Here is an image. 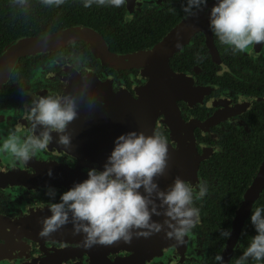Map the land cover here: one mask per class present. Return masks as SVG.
Segmentation results:
<instances>
[{"label": "flooded vegetation", "instance_id": "obj_1", "mask_svg": "<svg viewBox=\"0 0 264 264\" xmlns=\"http://www.w3.org/2000/svg\"><path fill=\"white\" fill-rule=\"evenodd\" d=\"M181 2L126 0L118 8H86L83 0L58 7L28 0L21 12L12 0H0V54L20 37L83 27L58 47L21 55L0 86V136L28 125L26 105L35 95L72 93L78 101L67 148L53 132L48 146L25 164L10 167L0 156V264H218L214 257L222 256L228 239L220 230L231 229L250 190L229 264L240 255L254 234L251 208L264 205V44L233 52L209 29L208 15L187 17ZM84 79L90 95L79 91ZM131 129L166 137L167 166L155 177L161 189L177 175L193 187L208 186L193 201L199 222L183 242L162 229L98 256L76 241L38 235L40 207L49 204L43 185L55 187L58 199L88 168L100 169L114 137Z\"/></svg>", "mask_w": 264, "mask_h": 264}, {"label": "clouds", "instance_id": "obj_2", "mask_svg": "<svg viewBox=\"0 0 264 264\" xmlns=\"http://www.w3.org/2000/svg\"><path fill=\"white\" fill-rule=\"evenodd\" d=\"M40 2L58 7L64 0ZM12 3L21 12L29 7L28 0ZM94 3L118 8L126 0H83L86 8ZM206 4L207 0H182L181 10L187 17L195 16ZM208 26L233 52H244L254 43L264 44V0H214L208 9ZM89 88V81L82 80L79 91L90 95ZM77 115L72 93L35 95L26 105L24 118L28 125L0 136V156L8 158L10 167L25 164L48 146L53 132L56 142L67 148L71 136L66 129ZM168 158L167 139L158 131L145 134L131 129L118 134L102 167L88 168L86 177L60 192L58 199L55 187L43 185L50 214L39 219L38 235L46 237L71 224L73 234L82 236L85 248L116 241L127 244L134 236L148 237L162 229L166 237L183 242L199 222V208L193 206V201L202 199L208 186L201 182L193 187L177 175L166 189H161L155 177L164 174ZM45 174L51 176V168ZM154 215H163L164 219L153 220ZM249 222L254 234L233 264L264 260V205L251 208ZM220 235L228 237L230 230L221 229ZM214 260L226 264L220 254Z\"/></svg>", "mask_w": 264, "mask_h": 264}, {"label": "water", "instance_id": "obj_3", "mask_svg": "<svg viewBox=\"0 0 264 264\" xmlns=\"http://www.w3.org/2000/svg\"><path fill=\"white\" fill-rule=\"evenodd\" d=\"M214 3L206 4L201 10L197 12L199 15H208L209 7ZM83 32V27H69L62 31H59L54 34L44 35V36H24L15 39L11 43L5 46L4 50L0 54V86L7 81L9 73L11 69L16 64L18 58L21 55L25 54H34L41 51H46L52 49L54 47H58L63 43L69 41L73 37H76L79 33ZM77 100V98H76ZM78 101L76 102V104ZM86 106V104H84ZM264 164L260 169V173H262V179L260 178L261 182L264 179ZM252 195L251 191H247L244 195L243 201L239 205L235 219L233 220V225L230 229V235L226 241V245L222 254V258L229 264L230 258L234 255V249L238 243V235L242 231L244 227V219L247 215L249 210L250 201ZM42 213H44L43 217L49 215L48 206L40 207ZM42 217V218H43ZM49 235L59 236L63 238L62 240L66 241H76L80 243L82 246V250L87 252L88 254H94L101 256L107 251H117V247L119 246L122 241H116L110 244V248L108 245L103 244H93L91 247L85 248L82 244V236L80 234H73L71 224H66L61 228L57 229L56 231L50 233ZM65 237V238H64ZM135 237V236H134ZM132 238V240L134 239ZM116 246V247H115Z\"/></svg>", "mask_w": 264, "mask_h": 264}]
</instances>
